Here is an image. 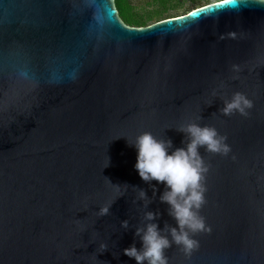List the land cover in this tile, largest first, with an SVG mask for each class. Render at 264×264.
Wrapping results in <instances>:
<instances>
[{"label": "water", "instance_id": "1", "mask_svg": "<svg viewBox=\"0 0 264 264\" xmlns=\"http://www.w3.org/2000/svg\"><path fill=\"white\" fill-rule=\"evenodd\" d=\"M219 3L131 27L114 0H0V264H136L123 249L141 247L144 213L176 221L128 141L183 147L176 129L193 120L231 151L200 149L210 231L168 264H264V0ZM235 92L247 116L219 111Z\"/></svg>", "mask_w": 264, "mask_h": 264}, {"label": "clouds", "instance_id": "2", "mask_svg": "<svg viewBox=\"0 0 264 264\" xmlns=\"http://www.w3.org/2000/svg\"><path fill=\"white\" fill-rule=\"evenodd\" d=\"M221 2V0H220ZM215 94V93H214ZM253 102L244 93L235 92L230 99L223 101L219 111L225 116L238 113L247 116ZM183 133L186 142L183 147L173 148L172 141L156 137L151 132L138 134L129 145L137 152L134 165L141 180L145 183L156 181L162 183L165 191L160 195V202L169 206V215L176 221L175 227L165 226L168 235L154 223L158 219V212L146 211L142 227H136L134 237H138L141 247L138 249L133 243L123 249V254L134 259L136 264H168L165 255L172 245L178 246L186 257L199 248V242L194 237L202 232L210 231L200 210L206 203L205 178L209 171L208 165L200 153L205 152L227 155L231 148L227 144V137L221 135L215 127L201 125L195 120L186 122L176 129ZM155 191V189H154ZM139 199L145 201V207L150 201L146 193L139 190ZM110 206L99 209V215L109 214ZM121 227L128 229L127 220L121 222ZM171 236V240L168 236ZM104 247V250L107 248Z\"/></svg>", "mask_w": 264, "mask_h": 264}, {"label": "trees", "instance_id": "3", "mask_svg": "<svg viewBox=\"0 0 264 264\" xmlns=\"http://www.w3.org/2000/svg\"><path fill=\"white\" fill-rule=\"evenodd\" d=\"M114 1L120 19L126 25L131 27H146L158 21L172 18L168 15V13L171 11H177L183 7L184 2V0H150L147 3V6L152 7V10H147L144 7H140V5H138L134 0ZM217 1L220 0H204L203 6ZM191 10L187 11L186 13L190 12Z\"/></svg>", "mask_w": 264, "mask_h": 264}, {"label": "rangeland", "instance_id": "4", "mask_svg": "<svg viewBox=\"0 0 264 264\" xmlns=\"http://www.w3.org/2000/svg\"><path fill=\"white\" fill-rule=\"evenodd\" d=\"M138 5H140V7H144L147 10H152V7L147 6V3L150 0H134ZM204 4V0H184L183 2V7H181L180 9H178L177 11H171L170 13H168L169 16L171 17H177V16H181L184 15L187 11L194 9L196 7H201Z\"/></svg>", "mask_w": 264, "mask_h": 264}, {"label": "snow or ice", "instance_id": "5", "mask_svg": "<svg viewBox=\"0 0 264 264\" xmlns=\"http://www.w3.org/2000/svg\"><path fill=\"white\" fill-rule=\"evenodd\" d=\"M236 3V0H221V2L217 5H209V9H211L212 7H222V6H229V5H234ZM205 9H198L196 12H192L189 13V16H197L199 13H203L205 12ZM180 19H187L186 17H181ZM166 23H170V22H166Z\"/></svg>", "mask_w": 264, "mask_h": 264}]
</instances>
